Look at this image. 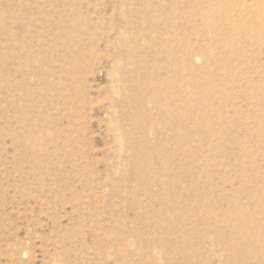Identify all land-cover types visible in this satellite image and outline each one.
<instances>
[{
    "label": "rangeland",
    "instance_id": "rangeland-1",
    "mask_svg": "<svg viewBox=\"0 0 264 264\" xmlns=\"http://www.w3.org/2000/svg\"><path fill=\"white\" fill-rule=\"evenodd\" d=\"M0 264H264V0H0Z\"/></svg>",
    "mask_w": 264,
    "mask_h": 264
}]
</instances>
